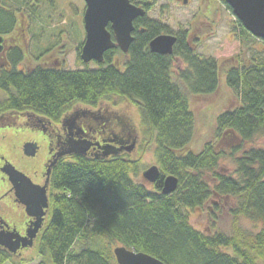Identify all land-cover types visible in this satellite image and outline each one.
<instances>
[{
    "label": "trees",
    "instance_id": "obj_1",
    "mask_svg": "<svg viewBox=\"0 0 264 264\" xmlns=\"http://www.w3.org/2000/svg\"><path fill=\"white\" fill-rule=\"evenodd\" d=\"M147 1L129 0L146 12ZM20 11L21 6L13 11L0 5V34L16 26ZM235 22L248 48L257 40L262 47H253L249 53L240 49L223 70L213 57L195 53L185 31L173 34L171 54L151 52L148 43L162 32L159 23L145 13L133 21L122 68L111 61L114 54L123 53L113 47L94 68L83 63L78 69L36 65L20 70L15 66L0 74V90L5 92L0 114L28 110L58 120L75 104L97 108L110 96L130 100L140 112L143 137L154 142L160 171L148 189L134 181L135 162L128 152L108 159L77 156L58 162L51 172L46 217L35 243L41 258L37 264H117L115 246L147 253L164 264L264 262V144L245 146L264 138V41ZM10 53V61L17 65L22 60L19 48ZM174 57L185 63L176 71L185 90L171 79ZM221 74L223 86L236 96L237 104L217 113L213 139L194 152L188 149L195 120L187 93L212 94L219 88ZM111 131L124 143L135 138L130 130L125 136L118 128ZM225 156L233 160L231 173L218 170ZM168 174L176 176L178 184L164 194L162 178ZM213 197L235 200L230 209L231 234L216 230L214 224L204 232L189 220L188 209L202 207ZM239 217L260 221L259 230L240 228ZM12 258L0 246V264Z\"/></svg>",
    "mask_w": 264,
    "mask_h": 264
},
{
    "label": "rangeland",
    "instance_id": "obj_2",
    "mask_svg": "<svg viewBox=\"0 0 264 264\" xmlns=\"http://www.w3.org/2000/svg\"><path fill=\"white\" fill-rule=\"evenodd\" d=\"M0 0V5L18 12L16 26L5 35V47L8 50L19 48L22 60L16 65L20 70L30 69L36 65L65 69H78L83 64L89 68L98 67L95 62L84 63L77 57V47L84 40L82 23L85 3L83 0ZM150 3L146 15L149 19L156 20L162 33L176 34L181 31L201 57H213L223 70L231 64L240 49L248 53L253 47H262L261 41L248 48L244 41L245 36L240 34L239 23L230 8L221 0H148ZM16 46V47H15ZM80 53V49H79ZM124 53L113 55V64L121 67L126 60ZM83 63V64H82ZM225 65V66H224ZM185 67L179 57H174L171 66V79L185 90V85L177 79L176 71ZM122 68V67H121ZM222 83V84H221ZM224 77H219V88L209 95L188 94L189 106L192 110L195 124L193 138L188 144V149L199 151L203 144L213 139L215 117L220 110L237 104L236 96L230 93L224 84ZM5 97V92L0 90V100ZM100 116L107 130L118 128L125 136L130 130L135 136V144L128 158L134 161L133 179L151 189L153 183L147 181L142 172L151 165L158 166L155 155V146L152 139L145 140L141 126L140 112L133 102L126 98L110 96L101 101ZM79 109H90L97 112L98 108L76 105ZM99 121V115L96 114ZM118 131V132H119ZM36 135L28 131L22 121L9 129H0V155L5 156L19 169L28 172L30 168L38 166L44 156L37 153L35 159H29L22 153V143L34 139ZM137 140V141H136ZM131 141L125 142L130 145ZM264 138L255 139L246 143V147L261 146ZM127 152V151H125ZM238 154V153H237ZM70 159H68L69 161ZM218 170L231 173L234 170L233 160L229 156L222 158ZM208 179V177L206 178ZM235 200L231 197H213L202 207L188 209L191 224L204 232L211 229L214 224L216 230L232 233L233 216L230 209L234 207ZM14 217H20L16 212ZM8 221H14L13 212L7 216ZM16 219L15 221H18ZM238 226L244 230L256 232L260 228V221H251L243 217L238 218ZM113 249V247H112ZM231 251V249H228ZM41 258L37 255L36 246L23 249L19 254L13 255L12 260L3 264H37ZM258 264H264L258 260Z\"/></svg>",
    "mask_w": 264,
    "mask_h": 264
},
{
    "label": "water",
    "instance_id": "obj_3",
    "mask_svg": "<svg viewBox=\"0 0 264 264\" xmlns=\"http://www.w3.org/2000/svg\"><path fill=\"white\" fill-rule=\"evenodd\" d=\"M85 8L82 16L84 40L80 48V59L84 63L104 62V53L118 47L121 52L127 53L132 41L133 20L145 15L146 11L129 0H83ZM187 0H184L186 3ZM235 18L254 37L264 41V0H223ZM110 31L108 30V27ZM113 36V38H112ZM176 36L161 33L150 40L149 50L158 54H171ZM2 36L0 35V50ZM69 121L71 118L68 119ZM135 139L124 149L130 153L133 150ZM91 145V144H90ZM89 143L79 146L83 154L90 147ZM103 156L110 154L109 146L103 147ZM23 154L33 156L36 152L35 144L27 142L22 146ZM72 152V151H70ZM9 181L14 188V195L19 203L24 205L27 215L34 217L33 226L20 240L0 236V246L14 253L20 247H31L33 239L41 226L45 210L48 207V197L45 188L33 184L21 171L16 170L11 164L5 169ZM49 174V171H48ZM142 176L154 183L160 177L158 166L151 165L142 172ZM178 184V178L172 174L163 176L161 192H173ZM1 234V232H0ZM117 264H164L154 256L144 252L134 251L125 246H115L112 249Z\"/></svg>",
    "mask_w": 264,
    "mask_h": 264
},
{
    "label": "flooded vegetation",
    "instance_id": "obj_4",
    "mask_svg": "<svg viewBox=\"0 0 264 264\" xmlns=\"http://www.w3.org/2000/svg\"><path fill=\"white\" fill-rule=\"evenodd\" d=\"M0 35L2 36L0 50L1 74L6 70H11V68H14L16 65L12 64L10 61V47L8 46V50H6L7 47H5V35L7 34ZM99 104L97 105V112H93L90 109H79V107L73 106L58 120L43 117L28 110H9L0 114V129H9L22 121L27 130L32 131V133L36 135L34 139L22 143V146L27 142L35 144L36 152L33 156H27L29 159H35L39 152L44 156L42 162L39 163L38 166L30 168L28 172H24L6 159L5 156L0 155V236L5 238H10L12 236V238L15 237V239L20 240L27 234V231L31 230L35 219L27 215L24 205L19 203L14 195L13 185L5 173L8 164H11L16 170L24 173L33 184L44 187L48 197L50 193L49 183L51 172L58 162L68 159L72 160L77 156L92 159H108L112 156L122 155V153L126 151L123 148V140L118 137L117 134L106 129L107 127L105 123L102 122L100 116L102 106ZM97 113L101 120L95 122L93 119H98L96 117ZM69 118H71L70 121L68 120ZM82 143L91 144L83 154H81L79 150V146L82 145ZM106 145L109 146V150L112 152L107 156H103V147ZM46 210L41 226L33 239V245L31 247L35 246L40 229L44 224ZM10 212H13L14 221L7 220V216ZM16 212L20 213V217H14ZM16 219L19 220L15 221ZM26 248L27 247H20L12 254H19L20 251Z\"/></svg>",
    "mask_w": 264,
    "mask_h": 264
}]
</instances>
